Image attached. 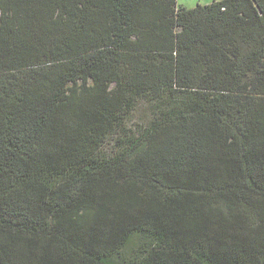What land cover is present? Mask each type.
<instances>
[{"label":"trees","instance_id":"1","mask_svg":"<svg viewBox=\"0 0 264 264\" xmlns=\"http://www.w3.org/2000/svg\"><path fill=\"white\" fill-rule=\"evenodd\" d=\"M0 264H264V0H0Z\"/></svg>","mask_w":264,"mask_h":264},{"label":"rangeland","instance_id":"2","mask_svg":"<svg viewBox=\"0 0 264 264\" xmlns=\"http://www.w3.org/2000/svg\"><path fill=\"white\" fill-rule=\"evenodd\" d=\"M214 1H219V0H176V4L177 6H181L187 9H193L195 8L197 5H207L210 4ZM146 109L148 110V105H146V103L144 102H140L137 109L131 113L128 116L127 119V127L126 129H139L140 125L143 124V122H146L147 118H148V114L146 113ZM116 139V136L110 135L109 139L107 140V143L105 145V147L110 148L111 145L114 143ZM109 151V150H107Z\"/></svg>","mask_w":264,"mask_h":264}]
</instances>
